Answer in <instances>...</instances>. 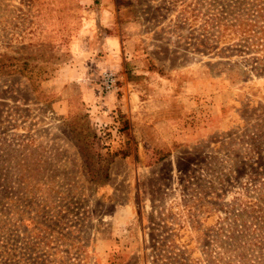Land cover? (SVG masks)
Here are the masks:
<instances>
[{
	"label": "rangeland",
	"instance_id": "1",
	"mask_svg": "<svg viewBox=\"0 0 264 264\" xmlns=\"http://www.w3.org/2000/svg\"><path fill=\"white\" fill-rule=\"evenodd\" d=\"M256 12L0 0V264H264ZM213 13L228 28L202 53ZM248 18L241 42L230 25ZM103 71L117 77L107 94Z\"/></svg>",
	"mask_w": 264,
	"mask_h": 264
},
{
	"label": "trees",
	"instance_id": "2",
	"mask_svg": "<svg viewBox=\"0 0 264 264\" xmlns=\"http://www.w3.org/2000/svg\"><path fill=\"white\" fill-rule=\"evenodd\" d=\"M245 1V0H244ZM240 3V1L238 2ZM246 3L250 5V7H253L257 10L256 14L260 17L263 16L264 13V0H246ZM237 18V17H236ZM246 22L243 23V21H238L236 23H231L230 26H233L235 29V32L239 34V39H241V42H247L249 39L252 40L253 36H255L256 32L253 31L251 28H247V25H251V18H248ZM223 20V17H220L218 15L216 17V14L213 13L211 15H206V17L203 19V23L201 24V33L198 37H195V47L200 48V52H208L211 53L214 50V41H216L220 37V29L221 26H224V28H228L226 25H221V21ZM215 28V30H214ZM216 29L217 31L216 33ZM225 30V29H223ZM253 44V43H251ZM264 47V46H263ZM173 264H182L179 261H175ZM188 264V263H185Z\"/></svg>",
	"mask_w": 264,
	"mask_h": 264
},
{
	"label": "built area",
	"instance_id": "3",
	"mask_svg": "<svg viewBox=\"0 0 264 264\" xmlns=\"http://www.w3.org/2000/svg\"><path fill=\"white\" fill-rule=\"evenodd\" d=\"M117 77L112 71H103L100 74L99 93L107 94L116 88Z\"/></svg>",
	"mask_w": 264,
	"mask_h": 264
}]
</instances>
